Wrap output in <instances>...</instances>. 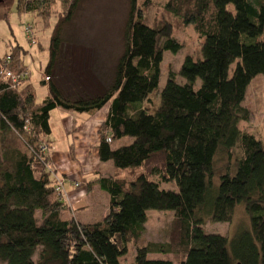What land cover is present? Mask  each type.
I'll return each mask as SVG.
<instances>
[{"label": "trees", "instance_id": "1", "mask_svg": "<svg viewBox=\"0 0 264 264\" xmlns=\"http://www.w3.org/2000/svg\"><path fill=\"white\" fill-rule=\"evenodd\" d=\"M54 1L65 8L40 82L47 95L37 102L35 86L25 84L30 77L13 87L0 76L1 264H122L130 244L133 264H174L149 257L174 251L183 257L179 264H264V145L240 127L251 118L242 104L248 86L264 74V0H167L165 11L204 41L201 56L187 55L161 90L165 52L183 46L170 21L148 23L150 3L130 0L123 51L105 69L92 51L66 46L62 38L81 0H19V9L42 16ZM24 55L6 54L0 65L11 56L8 68L25 70ZM155 91L159 103L151 98ZM107 104L97 148L100 160L115 168L99 179L110 197L108 213L86 223L66 217L69 204L47 168L52 146L41 147L50 144L55 109L89 114ZM77 126L74 120V132ZM125 137L132 142L114 147ZM236 148L241 156L233 158ZM220 154L228 160L218 168ZM172 181L178 191L162 187ZM239 205L250 229L232 238L204 229L208 222H232ZM149 210L175 211L174 243L138 244Z\"/></svg>", "mask_w": 264, "mask_h": 264}, {"label": "rangeland", "instance_id": "2", "mask_svg": "<svg viewBox=\"0 0 264 264\" xmlns=\"http://www.w3.org/2000/svg\"><path fill=\"white\" fill-rule=\"evenodd\" d=\"M144 2L145 4L142 6L150 3L144 9V15L148 23L151 25H160L164 21H170L173 24L174 36L183 46L176 54L171 51L165 52L161 67L162 77L159 87L161 90L165 86L171 71L176 74L180 72L187 55H193L195 57L201 56L204 38L200 36L192 25H184L180 19L165 11L164 7L167 0H140L141 4ZM48 6L49 8L46 14L36 16L32 12L21 11L19 9V0H4L0 4V57L17 51H22L25 54L26 64L30 66L29 70L31 71L30 82L35 86L37 91V102H41L42 98L48 93L47 86H43L40 80L49 61V45L52 32L65 8L61 2L57 1L52 2ZM129 12L130 0H81L80 6L71 22L64 25L62 34L64 43L71 48L78 47V50L85 49L92 51L91 53L95 57V60L105 66V69H110L123 51L124 32ZM28 22L34 25L37 35V46H30L26 38L24 29ZM261 38H264V35ZM85 54L89 56L88 54L90 53ZM235 65L234 63L232 68ZM178 80L182 81L179 76ZM158 93L155 91L151 96L155 103H159ZM242 104L251 112V118L243 119L240 122L242 131L254 134L264 145V74L257 75L251 81L247 89L246 98ZM51 119L55 132L53 136L55 144L54 153L57 157L63 151L69 152L71 150L69 146L71 140L65 138L59 130V127H57L56 122L58 116L55 112ZM29 138V135H25L26 140H29ZM130 142H132V139L129 137H125L123 143L118 139L114 142V147H119ZM232 156L233 158L241 156L240 148H236ZM227 160L224 154H220L217 157L218 168L223 167ZM67 164L69 166H66L65 161L61 162V166H65L66 168L75 166V162H71V160L67 161ZM231 166L233 168L235 167V161L231 162ZM126 175V173L122 174V176ZM65 178L67 180V187L70 179ZM162 187L174 191L179 190L175 181L162 183ZM100 207L101 204L97 203L94 211L100 209ZM76 212H79V210L77 209ZM175 214L174 210H149L147 212L148 220L146 222V231L138 244L172 241L174 243L176 239L173 238L175 234V230L173 229ZM70 215H73L71 211L67 212L66 217ZM250 228V216L243 205L237 206L232 222H208L204 226L207 232L221 233L230 238L240 231ZM135 256L136 248L133 244H130L129 252L121 259V263L133 264ZM153 256L170 260L174 264H179L183 258L176 251L164 255H149V257Z\"/></svg>", "mask_w": 264, "mask_h": 264}, {"label": "crops", "instance_id": "3", "mask_svg": "<svg viewBox=\"0 0 264 264\" xmlns=\"http://www.w3.org/2000/svg\"><path fill=\"white\" fill-rule=\"evenodd\" d=\"M27 67L30 68L28 65ZM30 79L25 84H32ZM42 79L43 77H41V80ZM109 110L110 104H107L100 111L91 112L89 114H77L59 108L55 109L51 113V118L54 112L57 114V127H59V130L65 138H69L71 140L69 143L71 150H69V152L63 151L60 153V156L56 157L54 153L55 144L53 141L55 132L51 119L52 135L50 138V144L52 146V161L57 172L70 179L69 183H67V190L69 192V211H71L77 220L86 223L100 221L108 213L107 211L110 197L107 192L100 188L99 179L103 176L106 177L113 175L115 168L112 161L102 162L100 160L97 144L100 141V127L107 119ZM74 120H77L78 123L77 130L75 132L73 131ZM121 141L123 143L124 139ZM69 160H71V162H75L76 167L73 166L66 168L65 166H61L62 161H65L67 166V161ZM76 182L79 183V186H75ZM97 203H100L101 207L100 209L94 211V207ZM77 209L79 212H76ZM78 214L80 215V218L78 217ZM150 258L164 260L162 257L153 256Z\"/></svg>", "mask_w": 264, "mask_h": 264}, {"label": "built area", "instance_id": "4", "mask_svg": "<svg viewBox=\"0 0 264 264\" xmlns=\"http://www.w3.org/2000/svg\"><path fill=\"white\" fill-rule=\"evenodd\" d=\"M24 31H25L26 38L28 39L30 46L32 47L37 46V35H36L34 25L29 22L26 23ZM10 61H11V56H7L2 61V64L0 65V76L1 78L7 81H10L13 87H17L18 85L24 83V81H26V79L30 77V70L28 68V69L15 73L14 71L8 68V64L10 63ZM46 79H49V77H47ZM108 141L111 142V138H108ZM50 147H51V144H44L41 147V150L48 151ZM47 168L52 172L56 180V191L61 195L62 199L69 204L68 202L69 192L66 187L67 180L65 176L57 172L53 162H48ZM75 186H79V183L76 182Z\"/></svg>", "mask_w": 264, "mask_h": 264}, {"label": "water", "instance_id": "5", "mask_svg": "<svg viewBox=\"0 0 264 264\" xmlns=\"http://www.w3.org/2000/svg\"><path fill=\"white\" fill-rule=\"evenodd\" d=\"M4 0H0V4L3 3ZM237 264H242L241 262H238Z\"/></svg>", "mask_w": 264, "mask_h": 264}]
</instances>
